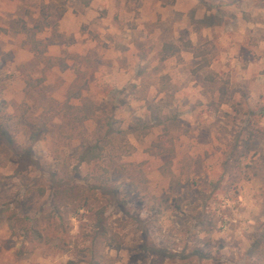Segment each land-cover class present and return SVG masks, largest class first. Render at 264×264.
Returning <instances> with one entry per match:
<instances>
[{"label":"rangeland","instance_id":"obj_1","mask_svg":"<svg viewBox=\"0 0 264 264\" xmlns=\"http://www.w3.org/2000/svg\"><path fill=\"white\" fill-rule=\"evenodd\" d=\"M0 122V264H264V0H0Z\"/></svg>","mask_w":264,"mask_h":264},{"label":"trees","instance_id":"obj_2","mask_svg":"<svg viewBox=\"0 0 264 264\" xmlns=\"http://www.w3.org/2000/svg\"><path fill=\"white\" fill-rule=\"evenodd\" d=\"M81 1L85 5L89 3V0H81ZM45 26H47L45 22L41 24H37L33 27V30L34 32L35 31L40 32L44 29ZM23 31L28 33V30L25 28H23ZM185 46L192 49L193 57L199 59L201 61L202 66H208L210 64L209 53L211 51V48H209L207 44H203L199 46H192V44L188 41V42H185ZM179 51H180L179 47L176 46L175 44L164 43L161 49L160 59L164 60L168 57L178 55ZM36 81L40 82V80H36ZM211 81H213V79H211ZM35 83L36 82H34L33 80L29 81L26 79L24 90L26 91V90H30L34 88L36 86ZM223 94H224V89L220 88V98L219 99H222ZM219 103L221 104L222 100ZM2 127H3V123L0 122V134L4 135L2 133ZM8 140L10 141L11 139L9 138ZM34 141H35L34 137L31 136L29 139V142H34ZM170 151L172 152V150ZM103 155H104V144H102L100 139L97 138L93 140L91 143H88L82 146L80 152L78 153V162L79 164H85V165L94 164L98 162L99 160L103 159ZM15 162L23 170L27 169L28 161L23 160L22 157L16 158ZM17 171L19 170L16 169V172ZM107 178L108 177H106L105 179H102V176H101V178H98L97 180L98 186L95 184V186H92L93 189L91 187L87 189L92 190V191L95 190L96 188L100 189L102 194L104 195L113 193L106 186L107 181H108ZM82 192H83L82 184L56 183L53 186V189L51 192V200H50L53 210L55 212H58L61 208H66L69 205L74 204L75 201L80 199V197L82 196ZM99 213H102V211H100ZM105 220L106 219L100 215L97 218L98 233L102 239H110L111 236L113 235L115 236L116 234L112 232V230L109 228ZM28 231L33 238L40 239V232L35 227H32L29 230H26L25 232L28 233ZM148 249L153 254H158L159 252L157 251H160L154 247L148 248ZM86 264H95V263L88 262Z\"/></svg>","mask_w":264,"mask_h":264},{"label":"crops","instance_id":"obj_3","mask_svg":"<svg viewBox=\"0 0 264 264\" xmlns=\"http://www.w3.org/2000/svg\"><path fill=\"white\" fill-rule=\"evenodd\" d=\"M193 55V54H192Z\"/></svg>","mask_w":264,"mask_h":264}]
</instances>
